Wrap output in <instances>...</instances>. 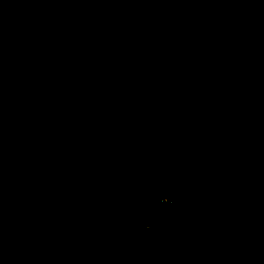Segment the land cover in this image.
<instances>
[{
    "label": "trees",
    "instance_id": "obj_1",
    "mask_svg": "<svg viewBox=\"0 0 264 264\" xmlns=\"http://www.w3.org/2000/svg\"><path fill=\"white\" fill-rule=\"evenodd\" d=\"M0 264H264V0H0Z\"/></svg>",
    "mask_w": 264,
    "mask_h": 264
}]
</instances>
